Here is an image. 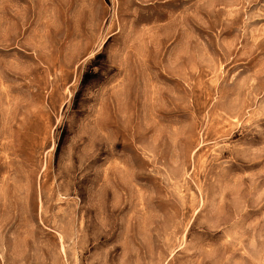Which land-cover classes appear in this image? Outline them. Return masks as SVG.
<instances>
[{"label": "rangeland", "instance_id": "374dc122", "mask_svg": "<svg viewBox=\"0 0 264 264\" xmlns=\"http://www.w3.org/2000/svg\"><path fill=\"white\" fill-rule=\"evenodd\" d=\"M0 264H264V0H0Z\"/></svg>", "mask_w": 264, "mask_h": 264}]
</instances>
